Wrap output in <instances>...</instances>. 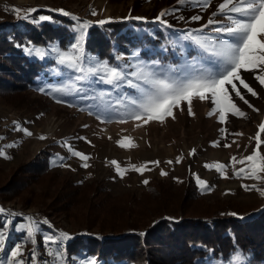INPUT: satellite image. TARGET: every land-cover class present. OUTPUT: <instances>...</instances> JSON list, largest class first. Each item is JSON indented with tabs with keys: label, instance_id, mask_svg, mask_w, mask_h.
<instances>
[{
	"label": "rangeland",
	"instance_id": "rangeland-1",
	"mask_svg": "<svg viewBox=\"0 0 264 264\" xmlns=\"http://www.w3.org/2000/svg\"><path fill=\"white\" fill-rule=\"evenodd\" d=\"M221 2L211 0L210 7L202 10L191 5H178L177 0H0V32H38L36 42L27 36L19 41L24 42L21 45L22 51L25 53L28 47H44L49 49V54L42 61L54 63L33 81L14 71L12 74L17 77H4L7 87L0 88V149L10 157L5 159L0 156V185L10 179L17 184L14 188L0 186V206L19 214L11 218L13 225L26 224L28 221L24 218L32 216L36 221L46 218L52 226H40L35 236L36 244L27 237L26 230L17 232L10 228V239L6 242L5 250L0 251V262L5 261L6 254L16 243H21L28 264H31L30 252L33 248L37 251L38 264H45V261L47 264H55L53 256L48 254L44 246L42 236L49 233L58 235L59 231H63L71 237L63 241L60 249L63 264H89V261H95V264H120L113 257L103 261L99 256L90 254L87 247L78 248L74 243L88 237L116 235L117 232H126L127 235L135 231L142 232L162 218L160 216L170 214L162 210V205L167 203L169 210L178 208L184 202L187 212L206 211L210 215L216 209L224 208L221 210L249 220L240 219L241 222L258 226V230L264 228V197L256 190H245L242 187L243 184L264 187V181L237 178L233 175L231 163L232 157L239 160L253 152L256 148L255 134L260 123L264 122V87L255 79L254 73L242 71L241 75L258 96L254 97L243 89L242 92L258 111L249 108L233 93L235 103L246 113V117L238 118L229 114L224 124L219 122L217 114L208 115L213 107L211 102L199 99L192 102L194 115L188 114V105L184 103L181 105L182 110L174 109V119L168 117L163 122L151 121L145 125L142 121L122 117L120 112H110L107 117L101 115L97 119V110L108 104L114 105L117 93L111 86L96 83L95 80L90 86L82 85L87 89L88 99L73 101V106L57 102L53 96L38 91L39 87L46 85L70 87L74 82L75 73L57 65L55 53L50 49L52 46L66 49L74 42V36L80 32L79 25L85 20L91 22L84 41L86 55L107 60L113 65L129 66L126 68L129 72L135 70L131 66L136 65L137 61L146 64L159 61L165 67H183L188 61H196L207 67L200 50L183 37L185 33L206 24ZM13 6L24 10L34 7L37 12L29 19H18L10 10ZM173 8H179L180 11L172 13ZM59 9L78 19L74 20L56 11ZM93 9L96 15L91 14ZM162 9H168L171 13L163 18L168 26L154 20ZM129 14L146 19H122ZM193 15H200L202 19L193 21L190 19ZM40 16L51 19L40 21ZM179 16L184 19H178ZM214 19L224 21L225 17L217 15ZM100 20L108 22L100 25L97 23ZM120 21L126 22L124 27H120V34H128V28H132L131 36L125 37L122 34V38H119L123 40L124 37L123 41L126 42L115 44L113 55L107 56L108 41L103 36L104 27H117L122 25L116 24ZM59 23L69 25L72 32L69 43L57 39L55 35L52 39L48 28L53 29ZM215 26L210 25L199 34L214 35L211 28ZM42 27L46 29L42 31ZM148 30L155 32L156 39H151L152 43L147 45L143 38L149 33ZM117 57L120 59L117 60ZM124 91L129 90L125 88ZM63 99L72 100L67 96ZM120 111L125 112L126 109L121 108ZM14 121L33 135L27 136L22 131L14 130ZM221 127L226 128L227 132L221 134ZM41 136L44 139H40ZM79 137H86V140ZM125 137L130 138L135 146L121 148L117 141ZM261 139L264 140V133ZM215 141L219 142L218 146L213 145ZM65 142L90 156L87 161L89 167H82V161L70 155ZM225 144L231 146L225 147ZM193 149L194 155H189ZM260 152L264 155V144ZM178 156L181 157L180 163L175 162ZM60 157L65 159L61 161ZM113 159L127 169L123 178L117 175L115 166L111 165ZM152 160L160 161L159 166L148 165L151 170L143 174L131 168V165L138 167ZM169 160L173 163H166ZM215 162L228 165L225 170L228 178H224L215 169L205 167V164ZM30 165H36L34 170H22ZM235 167L244 165L236 164ZM161 169L167 175L162 176ZM15 170L22 171L17 174ZM37 170L42 172L37 173ZM193 174L206 181L211 190H201ZM261 175L264 176V173ZM145 179L149 181L147 185L142 183ZM174 215L191 216L184 212ZM0 217V220L4 219ZM245 230H251V227ZM160 232L163 233L162 229ZM124 238L123 241L130 239ZM148 242L160 252L156 255V264H171L173 257L166 253V248H162V253L156 240L150 239ZM237 255L239 259H236ZM230 256V261L210 260L205 264H247L246 257L238 250ZM252 264H264V256L261 261Z\"/></svg>",
	"mask_w": 264,
	"mask_h": 264
},
{
	"label": "snow or ice",
	"instance_id": "snow-or-ice-1",
	"mask_svg": "<svg viewBox=\"0 0 264 264\" xmlns=\"http://www.w3.org/2000/svg\"><path fill=\"white\" fill-rule=\"evenodd\" d=\"M177 4L191 5L203 10L210 7L211 0H177ZM10 10L17 15L18 19H29L32 13L37 12V8L34 7L24 10L13 6ZM56 11L61 12L65 16H71L74 20L78 19L63 9ZM179 11V8L171 9L172 13ZM91 14L96 15L94 9ZM169 14L171 13L168 9H162L154 20L168 26L167 21L163 18ZM217 15H223L225 20H215L214 17ZM50 19L48 16L39 17L40 21ZM122 19L144 20L146 18L129 14V16ZM178 19L182 20L184 17L179 16ZM190 19L199 21L202 17L193 15ZM107 22V20H100L97 23L103 25ZM90 25V21H83L79 25V34L74 36V42L66 49H60L55 46L50 49L55 53V63L57 65L75 73L74 82L71 86L46 85L39 87L38 91L53 96L57 99V102L73 106V101H85L88 99L87 89L82 86L83 84L90 86L95 80L96 83L109 85L117 93L115 104H108L97 110V119H100L101 115L107 117L110 112H120L122 117L127 116L131 119L142 121L145 125L151 121L163 122L168 117L174 119V109L182 110L181 105L184 103L188 105V114L194 115L192 102L194 99H199L201 101H210L213 107L208 115L217 114L219 122L224 124L229 114L238 118L246 117V113L235 103L233 93L235 97H238L249 108H253V106L245 99L242 89L254 97L258 96V93L242 77V71L254 73L255 79L264 87V0H222L206 24L202 25L200 29H194L184 34L183 38L190 41L203 54L207 67L196 61H188L183 67H165L160 65L159 61H151L147 64L143 61H137L136 65L131 66L135 67V70L129 72L126 70L129 66L113 65L107 60H99L86 55L84 41ZM210 25H216L211 28V32L214 35L202 36L199 34ZM25 53L43 60L48 56L49 49L28 47L25 48ZM134 55H138V53ZM116 59L119 60L120 57ZM125 88L129 91H124ZM66 96L71 97L72 100L63 99ZM88 107L90 108L91 106ZM121 108L126 109V111L121 112ZM253 110L258 111L255 108ZM120 122H123V120ZM13 123L15 126L14 130L22 131L27 136L33 135L27 128H22L19 122L14 121ZM219 132L224 134L227 129L221 127ZM262 133H264V122L260 123L259 129L255 134L256 148L253 152L239 160L235 156L231 158L233 175L237 178L264 181V176L261 175L264 173V155L260 152V147L264 144V140L261 139ZM232 135H242V133H232ZM40 139H44V137L41 136ZM79 139L86 140V137H79ZM88 142L90 143V141ZM117 144L121 148L135 146L128 137L118 140ZM218 144V141L213 142L214 146H218ZM11 146L8 145V147ZM224 146L230 147L231 145L225 144ZM65 147L71 156L77 157L82 161V167H89L87 163L90 159L89 155L73 149L67 142H65ZM194 153L195 149L190 151L189 155H194ZM0 156L5 159L10 158L2 149H0ZM64 159L65 157H60L61 161ZM175 162L180 163L181 157L178 156ZM110 163L115 166L117 175L123 178L127 169L122 168L115 159L111 160ZM166 163L172 164L173 161L169 160ZM159 164L160 161L152 160L146 161L138 167L131 165V168L137 173L143 174L145 171L151 170L148 165L158 167ZM236 164H243L244 167L236 168ZM65 166L70 167V165ZM205 167L215 169L224 178H228L225 171L228 165L224 163H207ZM160 174L164 176L167 175V172L161 169ZM193 175L201 190H211L206 181L196 174ZM142 183L147 185L149 181L145 179ZM242 187L245 190H256L264 197V187L258 184H243ZM18 215V213L9 212L0 206V216L4 217L3 220H0V251L5 250L6 242L10 239V228H14L17 232L26 230L27 237L33 244H36L35 236L40 231V226L49 225L52 227L46 218L42 221H36L32 216L24 218L28 221L26 224L13 225L11 218ZM70 238V235L63 231H59L58 235L49 233L42 236L44 246L48 250V254L53 256L55 264H63V253L60 249L63 241ZM236 259H239L238 255ZM30 261L31 264H38L35 248L30 252ZM0 264H28V261L24 258L23 245L16 243L10 252L6 254L5 261L0 262ZM45 264H47V261H45ZM89 264H95V261H89Z\"/></svg>",
	"mask_w": 264,
	"mask_h": 264
},
{
	"label": "trees",
	"instance_id": "trees-1",
	"mask_svg": "<svg viewBox=\"0 0 264 264\" xmlns=\"http://www.w3.org/2000/svg\"><path fill=\"white\" fill-rule=\"evenodd\" d=\"M127 22L129 23V21ZM119 23L122 25L104 27L103 36L108 41L107 56L113 55L115 44L126 42L123 41L124 37L123 40L119 38L123 34H120V27H124L126 22L120 21L116 24ZM138 24L141 25L142 23ZM62 26L63 24L59 23L53 29H48L52 33V39H54L55 35L57 39H64L65 43H69L72 32L69 25L63 26L64 29ZM45 29L46 27L41 28L42 31ZM131 30L132 28H128V34L123 35L130 37ZM13 31L0 32V73H3L0 74V88L3 89L7 87L4 77H17L16 74H12L14 71L21 73L22 77L26 76L30 81H33L43 71L49 70L54 65L49 60L45 62L40 59L33 60L22 51L21 45L24 42L19 43V41H22V38L27 36L29 40H35L36 42V34L38 32L24 34L17 30ZM148 32L143 38V40L147 41V45L152 43L151 39H156L155 32L152 30H148ZM64 35L65 37H63ZM20 69L22 71H19ZM31 165L22 170L27 172L30 169L34 170L36 165ZM22 170H15V173H21ZM39 172L42 171L37 170V173ZM37 173L35 172L34 175ZM12 181L10 179L6 184L0 185L1 188L4 186L16 187L17 184ZM0 197L2 198V196ZM185 206V203L182 202L178 208L169 210L168 203L162 205V210L170 214L168 216H160L162 218L155 221L148 229H143L142 232L137 233L135 231L130 235H127L126 232H117L115 233L116 235L88 237L86 240H77L74 245L78 248L87 247V251L90 254L99 256L103 261H106L108 257H113L112 259L120 264H156V255L160 252L152 243L148 242L150 239L156 240V245L161 246V250H159L162 253L164 251L162 248H166V253L173 257L171 264H205L210 260L230 261V255L237 250L240 251L242 256L246 257L247 264L261 261L264 256V228L258 230V226H253L248 222H241L240 219L245 218H239V215H233L230 214L231 212L228 213L226 210H221L224 208L216 209L215 213L210 215L206 211L190 210L187 212ZM183 212L191 216L174 215L175 213L182 214ZM250 227L251 230H245L250 229ZM160 229H162V234ZM124 237L130 239L123 241ZM253 240L256 241L252 242Z\"/></svg>",
	"mask_w": 264,
	"mask_h": 264
}]
</instances>
